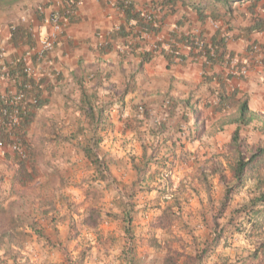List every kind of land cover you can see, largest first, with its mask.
<instances>
[{
  "label": "trees",
  "instance_id": "trees-1",
  "mask_svg": "<svg viewBox=\"0 0 264 264\" xmlns=\"http://www.w3.org/2000/svg\"><path fill=\"white\" fill-rule=\"evenodd\" d=\"M21 1L23 0H0V7L4 9ZM261 1H153L150 9L158 10L159 14L161 11V16L156 15L154 21L147 20L143 16V12L136 11L134 5L128 0H121L116 3V7L124 15V23L119 26L118 30H114L110 34V39H124L128 41L126 44L133 51L131 54L138 55L143 63L150 62L158 55L163 56L169 65H185L189 61H202L204 72L201 84L210 93V96L206 98H197L193 93L183 100L170 98L167 100L168 104L164 106V115L160 118L153 117L150 109L144 104L132 106V115L124 117V100L128 94V89L119 96L111 97L99 108L95 102L92 103V101L90 102L83 98V103L85 104H83L84 108L80 110L86 114L89 129L85 137H80L81 139L76 138V146L82 151L84 160L88 165L87 169L91 172V177L75 183L74 186L83 191L85 201L89 202V200H93L97 205L104 197V195H100V185H108L114 181L111 177L109 163L105 159L101 149L103 141L101 133L110 130L111 126H113L111 123V114L115 110L116 105H118L119 120H124V133L129 132L134 134L141 146L140 158L133 156L131 158V166L136 174V179L126 187L125 193L122 190L119 191V198L122 200L120 211L115 213L109 211L106 215L107 218H113V220L122 223L124 236L122 256L126 264H139L136 261L138 246L134 242L136 188L143 183L149 184L156 180V177L160 176L161 172L167 169L169 156H173L174 159L176 158L181 163L186 162L191 157L188 146L201 140L207 132L208 119L204 117L205 111L207 110L212 111V116H220L221 129L226 124L235 126L230 142L225 147V152L219 155L221 158H225L227 163L230 164L231 181L228 182L223 175L224 173H222V161H216L207 172L202 169L200 174L201 181L206 188L211 185L209 176L220 175L223 186L225 187L224 199L219 210L220 215L225 213L228 206L233 202L234 197L242 192L248 181H254L255 185L251 190V197L248 203L232 212L225 227L219 229V218L217 216L215 217L212 230V247L206 244L207 247L199 255L194 257L195 263L191 261L186 264H200L203 261L204 255L209 250L218 247L223 241L225 232L228 231L233 220L238 219L239 216L244 217L248 226L242 227V224L236 225L233 229L234 233H247L252 238L264 228L260 222V218H264V145L250 147L246 143V140L241 137V132L244 128L250 127L258 120L263 121L264 124V119H261V115L251 109L249 97L245 95L241 96L239 89L229 91V82L233 79V76L231 73H228L229 70L227 68L230 59L238 55L227 49L230 32L232 31V26L227 25L229 24V20L238 11V5H247L245 11L248 14L250 13L253 19L251 24L246 28L247 34L252 35L256 32H264V17L257 12ZM178 3L194 8L203 21L207 19H211L213 22L223 20L227 27L223 29L219 27L210 41L204 38L202 32L198 34L171 32L168 38L162 42L158 41L152 48L146 49L149 45L145 43L144 34H159L161 32L163 18L167 14L174 13ZM244 13L242 12L241 14L243 15ZM227 17H229L228 20H225ZM16 32L22 33L23 38L28 37V39H31L30 34L27 35L18 27H13V37ZM198 43H203L204 45L201 50L196 51ZM165 44L169 46L168 50H166ZM257 45L262 48L264 63V46L257 42L249 43L244 57L252 58L257 55L255 48ZM106 46L109 47L110 44ZM137 50L140 53H137ZM126 54L120 55L125 56ZM31 60L32 62H38L35 56ZM24 66L25 62L22 59V61L7 65L6 71L3 74L0 73L7 76V80L13 83L16 92H25L27 96L35 97L38 100L36 105L29 106L20 121V126L11 133L7 130L6 123L5 125L0 124V143L4 144L6 149L3 153L0 152V157L14 166V173L10 178L9 189L5 193H2L0 189V264H7L8 261H12L14 264H37L29 252V243L35 236L38 239H43L45 243L50 244L51 239L46 235L40 224L46 218H50L55 222L57 219L49 215V212L57 210L55 206V199H57L56 191L55 193L48 194L44 190H38L34 195H31L25 191L22 193L20 190L21 187L29 188L40 176L39 162L37 161V157H34L35 154H38L37 150L33 147L32 142L26 139V136L34 112L45 104L41 97L42 80L27 79L23 73ZM215 67L221 68L222 70L215 71ZM252 67H255V65H252ZM25 85H30V90H25ZM95 98L98 99V97ZM179 108L182 110L180 116L177 114ZM173 116L180 118L177 124L175 122L171 125L169 118ZM190 117L193 118L192 125H190ZM183 121L186 124V128L183 127ZM73 139L70 138V141ZM150 141H152L153 145H149ZM13 143L18 144L23 149L24 156L9 150L10 145ZM28 147L29 151L27 152L26 148ZM149 149L152 150V153H149ZM162 150L165 151L162 153ZM215 156L218 155L214 153L212 157ZM217 159L220 160V158ZM154 164L156 166L152 170ZM2 182L3 180L0 179V183ZM65 184L64 180H62L57 182L56 185H59L60 189H65ZM163 186L164 189L160 187H157V189L155 187L150 188V185L146 188L147 191L155 189L159 195H163L170 188V184H164ZM59 198L65 204L68 211L77 212L79 210L74 203L70 202L69 196L61 194ZM25 203L29 206L27 210L24 209ZM180 206L181 203L178 202L168 204L163 210L158 206L162 213L155 217L153 223L158 224L159 227L168 232L171 224L180 218L178 215V212L181 210ZM102 218L101 210L96 207H93L88 215L79 217L78 219L80 220L74 219L72 215L69 216L68 220H70V223L67 240H77L80 236V228L83 226L92 227L97 231ZM109 234V237L105 239L101 238L99 243L110 244L114 238L111 233ZM153 242L159 245V240L154 237ZM59 246L61 247L62 245L59 244ZM65 248L63 247V252L70 259V264L86 263L85 252L77 260L73 261L70 258L69 251ZM221 264L228 263L224 262ZM234 264H264V243L260 244L259 247L255 248L247 256L239 259L238 263Z\"/></svg>",
  "mask_w": 264,
  "mask_h": 264
},
{
  "label": "crops",
  "instance_id": "crops-1",
  "mask_svg": "<svg viewBox=\"0 0 264 264\" xmlns=\"http://www.w3.org/2000/svg\"><path fill=\"white\" fill-rule=\"evenodd\" d=\"M118 1L121 0H81L82 4L76 17L65 33L58 38L54 49L41 61L32 62L36 77L42 80L41 97L45 104L34 112L26 139L29 142L33 140L32 143L36 140V148L42 153L54 155L51 162L46 158L47 164L43 165V170L51 177L59 176L55 177L58 182L62 180L64 182L68 180L69 183L79 182L86 175L84 171L88 170L82 151L76 146V138L85 137L89 129L86 114L80 110L84 108L83 98L95 102L99 108L111 97L119 96L128 89L124 100V117L132 115V106L144 104L150 109L153 117L160 118L164 115V106L170 98L183 100L191 93L197 98L210 96L206 87L201 84L204 72L202 61L169 65L163 56L158 55L150 62L143 63L138 55L131 54L133 51L126 44L128 41L109 38L110 34L124 23V15L116 7ZM153 1L161 0H129L136 11L142 12L148 10ZM246 7L247 5H238V11L227 24L232 26L227 49L241 58L244 57L249 43L257 42L264 46V32L247 34L246 28L253 19L250 13H246ZM261 7L264 8L262 1L257 12L264 17V9ZM60 8V0H23L11 7L4 9L0 7V40L3 53L0 73L6 71L7 65L22 61L26 54L34 55L41 51L43 39L52 32L50 17ZM242 12L245 13L242 15ZM158 15L161 16V11ZM227 25L223 20L203 21L194 8L178 3L175 12L163 18L161 32L145 38V43L149 45L146 49L152 48L160 39L168 38L171 32L191 34L202 32L204 38L210 41L219 27L223 29ZM13 27H18L27 35L30 34L31 39L23 38L20 32H16L13 37ZM104 41L105 43L99 46ZM108 44L109 47L106 46ZM124 53L127 54L120 55ZM137 53L140 51L137 50ZM218 70L222 69L215 67V71ZM2 74L0 94L15 93L13 83L3 78ZM228 89L229 91L239 89L241 96L250 98L251 109L264 115V66L252 67L249 74L243 78L233 77ZM181 113L182 110L179 108L177 114L180 116ZM118 115L116 105L111 114L113 126L101 133L103 144L120 150L121 156H124L125 151L127 149L129 151L131 146L141 151L140 147H136L134 134L124 133V120H119ZM174 116L169 118L171 125L178 123L180 118ZM70 138L75 140L70 141ZM2 161L3 158L0 157V162ZM124 165L125 167L115 169L116 176L122 185H129L136 179V174L130 163ZM43 179L44 182L47 181L45 177ZM56 193L57 210L49 212L52 218H57L56 222L51 221V225L44 228L47 229L46 233L49 231L57 233V237L51 240L58 248L60 244L62 247L67 246V249H73L82 243V238L87 233L82 230V236L77 240L68 241L70 223L68 217L72 215L74 219H78L86 216L88 212L85 211V204L77 212L68 211L59 196L65 194L70 197V202L77 204L82 203L85 197L80 190L72 186L60 189ZM116 223L112 220L106 221L102 228L106 233L123 235L122 223ZM40 245L43 246V243L40 242ZM55 256L53 255L50 264L60 263L57 259L59 253L57 252ZM36 262L48 264L42 256L38 257ZM7 264L11 262L8 261ZM122 264L126 262L122 260Z\"/></svg>",
  "mask_w": 264,
  "mask_h": 264
},
{
  "label": "rangeland",
  "instance_id": "rangeland-1",
  "mask_svg": "<svg viewBox=\"0 0 264 264\" xmlns=\"http://www.w3.org/2000/svg\"><path fill=\"white\" fill-rule=\"evenodd\" d=\"M262 3L264 4V0H262ZM260 115L261 119H264V115ZM204 117L208 119V129L201 140L188 146L191 157L186 162L181 163V161L176 158L174 159L173 156H169L167 160V169L163 170L161 175L156 177V180L149 184L143 183L136 188L137 195L135 197V205L137 208L135 207L134 209V242L138 246L136 261L139 264H186L191 261L195 263L194 257L199 255V253L207 247L206 244L212 247V230L215 217L217 216L219 218V229L225 227L232 212L247 204L251 197V190L255 185L254 181H248L242 192L234 197L233 202L228 206L225 213L220 215L219 210L224 199L225 190L220 175L209 176L211 185L206 188L201 181L200 174L202 169L207 172L216 161H222V173H224L223 175L228 182L231 181L230 164L227 163L225 158H221L219 155L225 152V147L230 142L235 126L226 124L221 129L220 116H212L211 110L205 111ZM192 123L193 118L190 117V125H192ZM183 127L186 128L184 121ZM263 128V121H255L250 127L242 130L241 137L246 140V143L250 147L264 145ZM135 140L136 147L141 148L136 137ZM103 141L101 149L105 159L109 163L111 177L114 181L108 185H100L99 192L100 195H104V197L97 205L93 200L87 202L85 201L86 199L80 204L72 202L80 210L85 204V211L88 212L87 215L93 207H96L101 210L103 217L97 231L92 227L80 228V236H82V230L87 233L83 236L82 243H79V245L75 246L73 249H67V246L65 248L69 251L70 258L73 261L77 260L85 252L86 263L84 264H106L107 262V264H122L124 236H117L113 233L114 242L112 241L110 244H100L99 240L110 236L102 226L106 221H115L113 218H107L106 215L109 211L112 213L120 211L122 200L119 198V191L122 190V192L125 193V189L128 186L122 185V183L119 182L115 169L117 170L120 166L125 167V163L131 164L132 156L136 158H140L141 156L140 149H135L132 146L129 151L128 149L125 151L124 156H121L120 150L113 146H109V144H103ZM152 141L149 142V145H153ZM36 142L37 141L34 140L32 144L38 154H32L34 157H37V161L39 162L38 167L40 176L29 188L21 187L20 190L22 193L25 191L31 195H34L38 190H44L48 194L55 193V191L59 192L60 186L56 185L58 179L55 178L59 176L51 177L43 170V165L47 164L46 158L50 161L51 157L53 158L54 155H50L48 152L42 153L39 148H36ZM26 151H29V147L26 148ZM164 151L165 150H162V153ZM149 153H152V150L149 149ZM214 153L218 155L215 156L216 158L212 157ZM11 154L14 156L13 153ZM159 157L161 156L159 155ZM217 158H220V160ZM155 166V164L152 166V170L155 169ZM13 173L14 166L6 162L3 158V161L0 162V179L3 180V182L0 183L2 193L7 192L9 189L10 178ZM84 173H86V175L82 177L81 180H86L91 177V172L89 170L84 171ZM43 177H45L47 181L44 182ZM81 180L79 182H81ZM72 182L69 183L68 180L64 182L66 183V188L67 186H72L76 190H80L83 194L81 189L74 186L75 183L79 182ZM168 183L170 184V188L163 195H159L155 189L147 191L146 188L150 185V188L155 187L157 189V187H160L164 189L163 185H168ZM56 200L57 199H55V206L57 207ZM175 202L181 203V210L178 212L180 218L171 224L170 230L167 232L159 227L158 224L153 223V221L156 216L162 213L161 210L167 207L168 204H175ZM158 206L161 207V210H159ZM27 208H29V206L25 203L24 209L27 210ZM51 221L50 218H46L42 221V224H40L45 233L47 229L44 227L46 225H51ZM116 222L119 223L118 221ZM260 222L264 226V218H260ZM240 224L243 225L242 227L248 226L243 216H239L238 219L233 220L228 231L225 232L223 241L215 249L209 250L204 255L203 261L200 264H221L224 262L228 264L238 263L239 259L247 256L253 252L255 248L259 247L260 244L264 243V228L259 234L251 238L247 233H234V227ZM46 235L50 239L57 237V233L53 231H49ZM153 237L159 240V245L154 244ZM40 242L43 243V246L40 245ZM29 244V252L34 261L42 256L44 260L50 264L53 255L55 256L58 252L59 258L57 259L60 261L58 264H70V259H68L63 252V247L59 246L58 248V246L54 245L55 242L52 240L50 244H47L43 239H38L34 236ZM34 244L36 245L33 247ZM10 262L14 264L12 261Z\"/></svg>",
  "mask_w": 264,
  "mask_h": 264
},
{
  "label": "built area",
  "instance_id": "built-area-1",
  "mask_svg": "<svg viewBox=\"0 0 264 264\" xmlns=\"http://www.w3.org/2000/svg\"><path fill=\"white\" fill-rule=\"evenodd\" d=\"M61 8L52 13L50 17V22L52 25V32L48 34L43 39L42 49L39 53H35L32 55L31 53L26 54L23 57V61L25 62V66L23 69L24 75L27 79H35L40 81L39 77H36V71L34 66L32 65V57L35 56L37 61H41L48 52H51L56 46L57 40L60 36H62L70 23L74 20L77 15L78 9L81 6V0H60ZM158 10L148 9L143 11V16L149 20L154 21L155 16L158 15ZM119 27H117V30ZM151 34H144V39ZM164 39H160L162 42ZM104 42H101L99 46H102ZM206 44V43H205ZM203 43L197 44V50L199 51L203 47ZM166 50H168L169 46L165 44ZM257 55L252 58L248 57H238L235 56L230 59L228 63V73H231L233 77L243 78L247 76L252 68V65L256 67H263V52L261 46L257 45L256 47ZM264 50V47H263ZM186 51H188L186 49ZM3 58V53L1 51V40H0V60ZM179 61V59H178ZM3 78L7 79V76L2 75ZM25 90H30V85L24 86ZM0 124L7 126V130L11 133L15 129L20 126V121L23 115L26 113L30 105H36L38 100L35 97L27 96L25 92H15L9 96L0 95ZM168 104V103H167ZM6 151L4 144L0 143V152ZM9 150L17 153L21 156H24L23 149L16 143L10 145Z\"/></svg>",
  "mask_w": 264,
  "mask_h": 264
},
{
  "label": "clouds",
  "instance_id": "clouds-1",
  "mask_svg": "<svg viewBox=\"0 0 264 264\" xmlns=\"http://www.w3.org/2000/svg\"><path fill=\"white\" fill-rule=\"evenodd\" d=\"M129 1V0H128ZM115 30H117V28L115 29ZM1 95V94H0ZM7 95H9V94H7ZM11 95V94H10ZM166 104H167V102H166ZM12 152V151H11Z\"/></svg>",
  "mask_w": 264,
  "mask_h": 264
}]
</instances>
